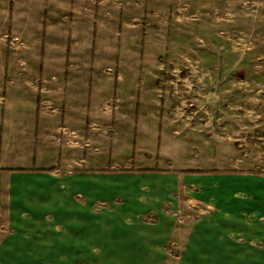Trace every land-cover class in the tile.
Masks as SVG:
<instances>
[{"label": "crops", "instance_id": "0c3cea01", "mask_svg": "<svg viewBox=\"0 0 264 264\" xmlns=\"http://www.w3.org/2000/svg\"><path fill=\"white\" fill-rule=\"evenodd\" d=\"M10 1L0 0V77L9 78L0 96V260L139 258L145 256L131 254L171 238L186 241L194 259H264L256 245L264 240V174L251 156L234 153L243 130L231 135L233 126L172 107L159 87L161 62L143 64L150 83L137 110L130 93L129 107L118 96L89 109L74 103L84 92L66 89L61 78L71 70L69 83L78 86L91 64L74 58L77 50L65 40L72 33L61 31L53 53L45 39L40 54L46 33L39 35L26 5L32 0L16 11L7 9ZM137 40L129 54L139 55ZM121 63V71L105 65L98 93L112 83L126 89ZM60 100L69 105L60 107ZM148 115L159 118L158 140L143 132ZM194 134L206 135L199 157L189 142ZM257 227L253 242L231 238L246 230L253 237Z\"/></svg>", "mask_w": 264, "mask_h": 264}, {"label": "rangeland", "instance_id": "374dc122", "mask_svg": "<svg viewBox=\"0 0 264 264\" xmlns=\"http://www.w3.org/2000/svg\"><path fill=\"white\" fill-rule=\"evenodd\" d=\"M27 1L11 0L7 9L11 7L16 11ZM59 1L63 0H32L26 5L31 4L39 21V35L42 31L46 33V37L42 35L40 54H43L45 39L47 44L50 42V53L56 52V47L52 46L58 39L60 41L61 31L70 30L72 35L65 40L75 46L74 58L91 64L89 77L78 86L69 83L73 75L71 70L61 78L66 89L76 86L80 93L84 92L74 103L89 109L105 98L118 96L129 107L130 93L132 106L137 110L140 96L150 83L143 64L145 61L161 62L166 65V73L159 87L172 107L188 111L203 123L212 119L217 125L233 126L231 135H238L242 129L245 138L235 139L234 153L245 155V158L251 156L255 159V164H251L254 170L264 174V0H87L86 3L64 0L63 7ZM129 35L133 40H129ZM138 36L143 43L141 51L139 55L138 51L129 54V45L138 46ZM129 60L132 65H139L138 71L129 69ZM121 62H125L122 72L128 82L126 89L119 91L112 83L98 93L97 89L104 83L105 65L121 71ZM8 79L0 77L3 83L0 96L7 93ZM68 105L67 100H60V107ZM155 106L152 103L148 112ZM227 114L233 117L226 121ZM145 119L147 128L143 132L160 139L156 131L159 118L148 115ZM204 136H190L196 141L190 139L189 142L197 146V157L203 153ZM177 138L182 142L185 137L182 134ZM172 151L176 153L175 149ZM209 151L216 152V149ZM187 154L193 156L191 149ZM252 230L253 237L246 230L245 234L231 238L246 241L260 238L257 234L261 229ZM166 242L144 253L131 254L145 256L139 258L0 260V264H264V259H194L189 256L186 241L179 243L171 238ZM254 245L245 244L247 247ZM256 245L264 249V240Z\"/></svg>", "mask_w": 264, "mask_h": 264}]
</instances>
